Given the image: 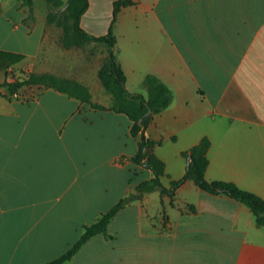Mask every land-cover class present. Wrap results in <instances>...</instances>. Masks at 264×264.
I'll use <instances>...</instances> for the list:
<instances>
[{"label": "crops", "instance_id": "obj_1", "mask_svg": "<svg viewBox=\"0 0 264 264\" xmlns=\"http://www.w3.org/2000/svg\"><path fill=\"white\" fill-rule=\"evenodd\" d=\"M44 1L0 0V84L38 63L45 35L35 10ZM115 1L88 0L80 27L105 35ZM132 1L117 14L112 49L129 93L147 96L146 75L172 93L143 133L160 142L152 151L164 163L161 184L183 178L181 153L206 138L205 179L264 200V0ZM84 84L93 102L111 106L99 80L98 98ZM131 125L51 88L0 87V264L58 258L130 195L106 235L61 264H264V226L246 205L191 179L172 194L135 190L153 173L132 160Z\"/></svg>", "mask_w": 264, "mask_h": 264}, {"label": "trees", "instance_id": "obj_2", "mask_svg": "<svg viewBox=\"0 0 264 264\" xmlns=\"http://www.w3.org/2000/svg\"><path fill=\"white\" fill-rule=\"evenodd\" d=\"M23 1L28 5L31 4V0ZM45 1L50 10L55 6L62 5L61 0ZM132 4H134L132 0L115 1L113 3L112 22L108 32L105 35L93 36L80 27V17L88 7V0H67L66 3L65 12L73 21L72 28L76 37L74 42L68 41L66 46L69 47L78 42H97L106 45L107 57L98 69L97 74L104 90L112 96L113 101L110 107L107 108L93 102L88 88L83 84L48 73L37 74L31 72L23 78H15L12 81L4 80L0 84V87H6L9 94L12 95L22 87L38 85L43 88H51L64 93L69 97L79 100L81 103H86L96 110H112L117 113L125 114L132 122L130 129L131 135L138 138L139 150L132 160L139 166L151 170L153 173L151 179L142 181L136 186V191L139 193H147L157 190L160 193L172 194L174 189L186 179H191L198 188L205 192L210 194H224L246 205L254 216L256 226H264V200L262 198L252 192L238 188L232 182L218 180L207 181L205 179L204 173L208 165L207 150L209 148V141L206 138H202L197 145L181 153L183 157H189L183 178L173 182L170 189L165 188L161 184L160 177L164 174V163L152 151V148L155 145H159L160 142L146 139L143 133L151 121L152 116L169 106L172 101V93L165 84L152 75L145 76L147 88L146 97L139 93H129L125 88V75L112 49L116 42L113 33V24L117 14L122 7ZM64 29L67 36L69 28L66 24H64ZM148 110H150L149 113ZM133 197L135 196L130 195L120 199L107 212L101 214L95 222L84 226L80 237L64 254L45 264H61L68 260L79 249L82 243L90 237L97 234L106 235L110 219Z\"/></svg>", "mask_w": 264, "mask_h": 264}, {"label": "rangeland", "instance_id": "obj_3", "mask_svg": "<svg viewBox=\"0 0 264 264\" xmlns=\"http://www.w3.org/2000/svg\"><path fill=\"white\" fill-rule=\"evenodd\" d=\"M61 2L62 5L51 10L46 1L36 8L37 16L44 22V45L36 66L20 77L23 78L31 72L57 74L55 76L77 81L84 86H86L84 83L90 84L98 98L97 72L107 57L106 45L97 42H78L67 47L66 43L74 42L76 37L72 28L73 21L65 12L67 0ZM87 20L91 21V16ZM64 24L69 28L67 36ZM126 236L125 231H122L121 239L125 240Z\"/></svg>", "mask_w": 264, "mask_h": 264}, {"label": "water", "instance_id": "obj_4", "mask_svg": "<svg viewBox=\"0 0 264 264\" xmlns=\"http://www.w3.org/2000/svg\"><path fill=\"white\" fill-rule=\"evenodd\" d=\"M149 112H150V110H148V113H149ZM188 159H189V157H188ZM132 192H133V193H135V191H134V190H132Z\"/></svg>", "mask_w": 264, "mask_h": 264}]
</instances>
